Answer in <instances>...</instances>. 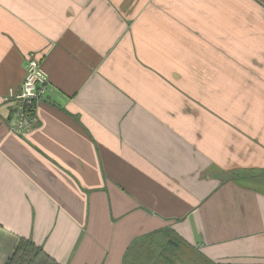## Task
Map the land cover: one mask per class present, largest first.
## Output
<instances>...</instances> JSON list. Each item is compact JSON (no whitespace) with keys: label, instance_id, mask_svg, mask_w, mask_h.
<instances>
[{"label":"crops","instance_id":"crops-1","mask_svg":"<svg viewBox=\"0 0 264 264\" xmlns=\"http://www.w3.org/2000/svg\"><path fill=\"white\" fill-rule=\"evenodd\" d=\"M30 56L48 85L20 135ZM174 237L264 264V0H0V264L20 238L126 264Z\"/></svg>","mask_w":264,"mask_h":264},{"label":"trees","instance_id":"trees-1","mask_svg":"<svg viewBox=\"0 0 264 264\" xmlns=\"http://www.w3.org/2000/svg\"><path fill=\"white\" fill-rule=\"evenodd\" d=\"M139 246V245H138ZM133 244L129 260L126 264H177L184 263V256L199 255L193 248L183 243L178 237L169 239L166 244L160 245L154 249H150L148 244L141 245ZM141 253L135 257L137 251ZM158 250V251H157ZM136 251V252H135ZM156 251V252H155ZM168 251V256L164 252ZM200 260L205 264H215L199 255ZM133 260L132 263L131 260ZM139 260H143L139 262ZM4 264H58L53 258L47 255L40 246H37L30 239L20 238L14 246L11 254Z\"/></svg>","mask_w":264,"mask_h":264},{"label":"built area","instance_id":"built-area-1","mask_svg":"<svg viewBox=\"0 0 264 264\" xmlns=\"http://www.w3.org/2000/svg\"><path fill=\"white\" fill-rule=\"evenodd\" d=\"M25 75L20 88L5 100L12 103L15 122L13 128L20 135L37 123L36 107L45 94L48 79L41 68L40 60L30 56L25 61Z\"/></svg>","mask_w":264,"mask_h":264},{"label":"rangeland","instance_id":"rangeland-1","mask_svg":"<svg viewBox=\"0 0 264 264\" xmlns=\"http://www.w3.org/2000/svg\"><path fill=\"white\" fill-rule=\"evenodd\" d=\"M131 251H133L132 248H131ZM164 255L167 257L169 255L168 251H165ZM129 256H130V254L127 256V261H128ZM183 259H184V263L178 262L177 264H205L202 260H200L199 255H197V254H195V256H191V257L184 256ZM142 261L143 260H139V262H142Z\"/></svg>","mask_w":264,"mask_h":264}]
</instances>
